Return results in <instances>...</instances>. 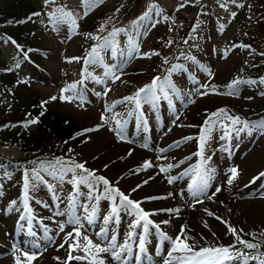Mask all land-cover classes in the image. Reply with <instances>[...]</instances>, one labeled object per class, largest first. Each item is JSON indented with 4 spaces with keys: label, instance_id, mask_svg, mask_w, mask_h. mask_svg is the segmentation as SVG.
I'll use <instances>...</instances> for the list:
<instances>
[{
    "label": "rangeland",
    "instance_id": "obj_1",
    "mask_svg": "<svg viewBox=\"0 0 264 264\" xmlns=\"http://www.w3.org/2000/svg\"><path fill=\"white\" fill-rule=\"evenodd\" d=\"M26 1L33 6L30 11L18 6L22 12L27 11L26 20L12 17L10 20L0 21V54L14 70L12 81L0 82V107L13 98L23 96L26 88H31L45 101H49L47 104L51 108L77 120L78 133L100 125L102 113L106 118L118 113L116 119L123 123L125 140H118L114 132L109 130L110 126H115V122L110 121V124H105L98 131L80 135L77 144L69 147L71 151L68 149L66 152L69 157L64 160L84 162L88 169L95 170L97 175L106 177L125 194H130L131 199L143 201L141 203L143 209L158 212L150 217L155 223L170 220L169 224H161V230L168 236L175 238L181 226L187 225L186 233L193 238L189 240L190 244L228 246L235 242L238 250L250 256L264 253V235H261L264 233V177L251 182L253 177L264 172V129L253 128L250 124L243 131H232L225 135L228 129L218 125L205 143L203 157L196 155L199 151L197 137L200 126L204 124L208 114L217 109L226 108L229 115L239 116L250 122L264 119V95H261L264 93V84L259 83L264 75L257 78L234 77L241 68L243 53L231 41V34L238 27L240 13L246 1L241 0L238 4L239 1L235 0V3L231 2L230 5L221 7L218 0H104L102 4L90 10L87 16H83L81 0H55V3H45V0ZM15 2L22 3L21 0H0V5L12 6ZM150 4H156L162 10V14L157 16L156 9H153V19L160 22L151 27L150 22L144 21L143 27L137 29L133 22L143 15ZM61 6H66V10L76 15L78 27L75 31H71L68 24L54 27L50 22L49 14ZM35 13L39 15H34ZM165 16L169 19H163ZM176 20H179V23ZM177 23L180 24L183 35L182 42L175 37L178 33ZM102 25L105 30L99 32L98 29ZM221 25L224 26L223 30ZM20 27L25 31L21 37L16 38V43L10 42L1 33L6 30L17 31ZM114 28L126 29L138 42L140 52L155 51L160 55L141 58L139 53H133V58L123 65L121 79L115 82L104 76L103 66L96 64L88 66L87 71L105 83H98L92 78L84 79L81 75L84 67L82 60L69 62V59L84 57L87 50L99 43L85 34L107 37ZM138 31L146 35H138ZM54 36L63 38L62 50L58 54L54 52L50 43ZM160 39L163 41L161 46L155 47ZM186 39L187 43H184ZM116 40L119 48L127 53L128 36L120 33ZM101 54L106 64H120L126 59L119 53L115 59L111 57L110 52ZM157 56L160 58L152 63ZM189 57H195V62ZM174 65L182 67L170 72ZM200 65L211 69L213 75L209 77ZM66 69L69 70L68 77H59V72ZM157 76L162 79L168 77L179 95L174 94L172 88H168L170 99L161 96L154 105L142 101L141 107L137 109L134 103H116L111 111H104L106 105L111 106L123 97L134 94L137 89L150 84ZM236 78L257 83H241L238 85V93L231 96L209 94L201 97L195 92L201 84H210L217 86V92L226 93L228 91L226 85ZM82 79L83 85L77 86V91H82L87 101L82 108L77 107L78 100L69 103L59 99L61 89ZM106 88L111 89L106 96L96 95L97 92L103 93ZM65 95L72 93L68 92ZM52 96H57L58 99L51 101ZM189 99L195 100V103H187ZM221 124L230 125V121L222 119ZM27 127H31V124ZM231 127L243 128V125ZM185 137L193 139L185 141ZM257 148L260 149L259 153L255 152ZM161 149L167 151L161 152ZM129 152L131 155H128ZM0 154L8 158H18L23 152L18 146L5 144L0 137ZM41 161L47 162L51 159L37 157L7 167L0 162V236H5L8 243L0 257H9V264H14L12 252L14 243L30 254L31 252L43 254L50 248L55 250L58 248L61 251L60 256L67 255L68 244L61 249L59 245L64 242L65 233L72 231L73 225L65 223L67 220L65 215L56 213L66 211L70 198H74V212L77 216L85 214L82 205H93L97 209L91 224L81 221L84 225L81 232L95 244H107L104 240L110 238L98 237L96 233L101 229L114 228L118 244L127 239V230L133 221V216L129 214L130 210L122 207L119 215L105 224L104 217L111 215L112 201L104 198L89 200L90 190L84 185L79 186L77 194V188L72 182V173L49 176L41 171L40 175L45 182H34L36 186L29 193L40 197L39 200L28 201L35 219L31 225L26 219L20 221L21 215L27 217L23 207L24 201L21 199L24 172L27 169L31 173L32 169L38 168ZM145 161H151L154 166L134 171ZM180 161L183 163H179ZM178 163L179 166L176 167ZM168 164L174 167L167 173H160L159 166L166 167ZM199 165H203L205 169H214L212 179L209 181L210 187L207 189L208 194L211 195L217 186L222 189L212 200L200 197L204 200L202 204L196 203L188 187L194 173L181 175L186 169ZM233 167L238 169V176L229 187L226 184L230 174L228 170ZM167 176L176 179L169 184ZM149 177L154 178L135 192L131 191ZM48 185H52L51 189ZM224 186L227 187L226 190ZM169 193L172 195L169 196ZM147 197L167 198L147 200ZM12 201H16V204L12 205ZM40 203L47 207H42L38 212L36 207ZM171 208H179L181 211L178 214L158 211ZM205 209L222 217L238 231L243 229L240 233L242 239L258 243L260 247L248 249L236 242L234 236L228 233L226 225L215 217L208 216ZM205 222L208 224L207 228L204 227ZM61 223H65L63 233L59 231ZM30 231L34 235L30 234ZM137 232L142 230L137 229ZM249 233L252 235H248ZM33 244L39 247L34 248ZM146 247L149 250L144 254L138 253L141 259L137 261L135 251L137 248L134 243L132 253L127 256L129 264H157L156 257L168 259L167 251L170 244L161 239L155 228H151L147 234ZM72 254L84 255L82 251H74ZM103 257L106 264H116L107 254H103ZM21 261L22 264H26L22 255ZM31 264H36V259ZM76 264H88V261L80 260L76 261ZM226 264L242 262L237 259ZM248 264H258V261L250 259Z\"/></svg>",
    "mask_w": 264,
    "mask_h": 264
},
{
    "label": "snow or ice",
    "instance_id": "obj_2",
    "mask_svg": "<svg viewBox=\"0 0 264 264\" xmlns=\"http://www.w3.org/2000/svg\"><path fill=\"white\" fill-rule=\"evenodd\" d=\"M104 0H81V5L84 8L83 16H87L89 11L93 8L97 7L98 5L102 4ZM235 3V0H232ZM45 3H55V0H45ZM184 5H181L183 7ZM243 6V5H239ZM221 7H226L225 4H222ZM153 9H156V15L159 16L162 14V10L158 8L156 4H150L148 9L143 13L141 17L137 19V21L133 22V25L139 29L143 27L144 21L150 22L151 27H155L157 23L160 21L153 19ZM119 11V9H117ZM34 15H39V13H35ZM235 15V13H233ZM83 18V17H80ZM50 22L53 24L54 27L60 24H68L71 31H75L78 27L77 24V17L73 14V12L66 10V6L58 7L54 12L49 14ZM163 19L167 20L169 17H163ZM107 23V22H106ZM221 30H223V25L220 26ZM104 26L102 25L98 31L103 32ZM195 31V29H193ZM120 33H124L128 36V49L127 53L123 49L119 48V44L116 40V36ZM138 35H146V33H137ZM87 37H90L93 40L99 41V43L93 45L90 50H87L86 55L84 57H72L69 59V62L72 61H81L83 62V69L81 72L82 77L84 79L92 78L95 79L98 83H105L104 80H101L99 77L92 76L91 73H88L87 69L90 65H101L105 68L104 76L110 79L112 82L121 79L123 74V65L128 62L131 58H133V53H139L141 58H150L151 55H160L159 52L153 51L152 53H142L140 52L139 44L136 39L131 35L128 34L127 30L124 28H114L112 32L109 33L107 37L101 36H92L91 34H85ZM187 43V40L184 41ZM171 44V41H169ZM247 47V46H244ZM102 52H110L111 57L115 59L117 54L121 57H126L123 59L120 64H106L104 60V56L101 54ZM226 55V53H225ZM264 55V53H262ZM192 61L195 62V57H189ZM167 62V59H165ZM180 65H174L172 69L169 71H175L177 68H180ZM201 69L207 72L209 77H211L212 71L209 68H205L204 65H200ZM119 73V74H118ZM84 79L74 82L71 84L66 85L65 88L61 89V95L59 99L63 102H73L78 100L79 103L77 107H83L84 104L87 102L85 100L84 94L82 91H77V86L83 85ZM241 83H257L256 81H242L239 78L233 79L226 85L228 91L226 93H219L217 92L216 85L210 84H201L200 87L195 89L196 94L200 95L201 97L207 96L209 94H224V95H235L238 93V85ZM259 83L264 84V78H261ZM168 88H172L174 94L179 95L178 90H176L170 83L168 77H164L163 79L159 76L154 77L150 84L145 85L137 91L130 95L123 97L120 101H116L113 105L109 106L106 105L104 111L108 112L111 111L112 108L115 107L116 103H134L136 108L139 109L141 107V102L154 105L157 101L160 100L161 96L165 99H170ZM111 91L110 88H106L103 93L97 92L96 95H107L108 92ZM71 92L72 95H65V93ZM264 95V93H261ZM57 96L50 97L51 101L57 100ZM49 101L42 102V107L44 104H47ZM187 103H195V100L189 99ZM186 106V105H185ZM174 107V105H173ZM43 115V112H41ZM119 114L113 115L111 118H106L105 115L102 113L101 115V124L97 125L95 128L84 129L83 132L77 133V135H83L92 131H98L101 127L105 124H110V121L115 122V126L109 127L110 131H113L114 134L117 136L118 140H125L124 134V126L123 123L116 119V116ZM216 118V119H214ZM177 119L179 117L177 116ZM222 119H226L230 121V125H222ZM39 122V117L33 118L27 121L24 124V127H27L29 124H36ZM243 125V128H233L231 126L235 125ZM252 125L253 128L259 127L260 129H264V119L258 122H250L246 119H242L239 116H232L229 115L228 110L226 108H220L216 111L208 114L207 119H205L204 124L200 126V132L197 137L198 139V146L199 151L196 155L203 157L204 155V146L207 142L211 132L217 127L221 125L228 129L225 135H229L232 131H243L245 128H248L249 125ZM193 137H185L184 140H190ZM87 142V141H84ZM178 144L179 142H175ZM172 147V146H169ZM71 151V149H69ZM161 152L167 151V149H161ZM131 155V152L128 153ZM35 163V162H34ZM179 163H183L180 161ZM179 163L175 165L176 167L179 166ZM151 161H145L140 168L135 169L134 171H140L142 169H147L153 167ZM107 165H105V168ZM174 165L168 164L166 167L159 166L160 173H167L172 169ZM79 170V172L77 171ZM41 171L45 172L49 176H56L60 174H73V184L77 188L81 185L87 186L89 191V200H99L101 198L109 199L112 201L111 206V215H106L104 217V222L107 224L113 217L119 215L121 208L130 210L129 214L133 216V221L129 225V231L126 234L127 239L123 243H116V237L113 236L111 238V242L107 244H95L87 235L81 232L83 228V223L81 221H86L87 223L91 224L95 218L97 209L93 205H82L84 209L83 216H77L74 212V198H70L68 201V207L65 212H58L57 215H65L67 217L66 224L73 225V229L71 232H67L64 235V242L59 245V248H64L65 244H68V256L65 260L61 261V264H69L70 261L76 260H87L88 264H106V260L103 257V254H107L111 257L116 264H129L127 260V256L132 253L133 244L135 243L136 248L138 249L139 254L146 253V237L147 234L150 232L151 228H155L163 241H168L170 244L169 250L167 251L168 259L164 260V264H226V262H231L233 260H241L242 264H248L250 259L258 261V264H264V253H257V255L250 256L245 254L244 252L237 249L236 243L234 242L232 245L223 246H199L197 243H189V240L193 238L188 236L186 233L187 225H182L180 230L178 231L175 238L168 236L167 233L161 230V224H169L170 220H164L160 223H155L151 216L158 214V212H148L141 207V203L143 201H136L130 198V194H125L121 191L118 187L115 186L114 182L110 181L104 176L97 175L95 170L88 169L85 166L84 162H76L74 159L65 161L63 157H56L54 160L51 161H41L38 168H34L31 170V173L26 169L23 175V201H24V211L27 213V217L25 215H21L19 217L20 221L27 220L29 225L32 224L33 219H35L32 215V210L29 206V193L30 190L34 189L36 184L34 182L44 183V178L40 175ZM229 175L227 178L226 183L228 185H232L233 181L238 176V169L233 167L229 170ZM192 175V182L188 186L191 192L192 197L196 200V203L202 204L204 203L203 199L200 197H205L208 200H212L213 197L221 192V187L217 186L215 190L212 192L211 195L208 194L207 189L210 187L209 181L212 179V174L214 173V169H205L203 165L196 166L195 168L186 169L184 173L181 175ZM264 177V172L259 173L256 177L252 178L251 182H255L256 180ZM154 177H149L148 179L144 180L142 184L137 185L136 188L132 189V192H135L140 187H143L144 184H147L149 180L153 179ZM169 184L173 183L176 177L167 176L166 177ZM118 183V181H117ZM101 185L103 186L101 188ZM51 189L52 185H48ZM93 193H98V195H93ZM172 193H169L171 196ZM183 195V194H181ZM167 197H147V200H154V199H165ZM12 205L16 204V201L11 202ZM39 203V201H38ZM223 203V202H221ZM47 207V205H45ZM91 208V211H89ZM158 211L168 212V213H176L178 214L181 209L179 208H171V209H161ZM208 216L215 217V219L219 220L221 223L225 224L228 233L233 235L235 241L239 244L244 245V247L248 249H258L260 245L258 243H251L242 239L240 233L243 232V229L237 230L236 227L228 224L226 220H224L220 216H216L215 213L209 211L208 209L204 210ZM19 222V221H18ZM65 223L59 224V231L65 232ZM204 227H208L207 222L204 223ZM137 229L142 230V232H137ZM30 234L34 235V233ZM98 237H103L105 235V230L101 229L100 232L96 233ZM215 235V233H213ZM252 235V234H248ZM264 235V233H261ZM204 239L203 237H201ZM71 241V243H69ZM32 247L38 248V245L33 244ZM74 251H82L84 253L83 256L80 255H73ZM12 252L14 255V264H22L21 255L24 257L26 264H31L32 261L37 259L38 255H41L42 252H31L22 250L18 244L12 245ZM16 253H20V255H16ZM179 255H176V254ZM136 256V260L139 261L141 259V255ZM54 259L60 261L59 257H54Z\"/></svg>",
    "mask_w": 264,
    "mask_h": 264
},
{
    "label": "trees",
    "instance_id": "obj_3",
    "mask_svg": "<svg viewBox=\"0 0 264 264\" xmlns=\"http://www.w3.org/2000/svg\"><path fill=\"white\" fill-rule=\"evenodd\" d=\"M21 1L22 3L15 2L12 6L0 5V21L10 20L12 17L26 20L27 14L25 13L27 11L22 12L18 6L28 11L33 6L26 0ZM245 1V8L241 10L238 27L231 34V41L243 53L241 68L234 76L239 78L264 74V55H262L264 53V0ZM218 2L220 6L222 4L227 6L231 0H218ZM176 22L179 23V20ZM24 31L25 29L20 27L17 31L6 30L1 33L3 35L11 34L18 38L23 35ZM177 31L175 37L179 42H182L183 35L180 24H178ZM161 41L162 39L155 44V47L161 46ZM159 58L160 56L154 57L152 63ZM13 77L14 70L0 54V82L12 81ZM44 101L34 89L26 88L23 96L13 98L1 105L0 137L5 144L18 146L23 152L18 158H8L6 155L0 154V162L5 164L4 167L37 157L51 160L56 157L68 158L66 152L69 147L77 144L80 138V135H77L79 131L77 120L66 113L58 112L48 104H44L42 107ZM36 117H39L38 123L31 124V127L22 125L23 122ZM13 123L15 126H12Z\"/></svg>",
    "mask_w": 264,
    "mask_h": 264
},
{
    "label": "bare ground",
    "instance_id": "obj_4",
    "mask_svg": "<svg viewBox=\"0 0 264 264\" xmlns=\"http://www.w3.org/2000/svg\"><path fill=\"white\" fill-rule=\"evenodd\" d=\"M211 32V30H210ZM213 34V33H212ZM216 35V34H215ZM63 40V38L61 36H54L52 42L50 41V43H52V49L54 50V52H56V54H58L59 52H61L62 50V45H61V41ZM59 56V55H58ZM59 77H68L69 75V70L66 69L65 71L63 72H59ZM58 79V78H57ZM52 80V79H51ZM187 147V146H185ZM260 149L257 148L255 150L256 153H259ZM227 184V183H226ZM227 186V185H226ZM226 186H224V190H226ZM230 187V185H229ZM225 192V191H224ZM229 192V191H228ZM224 194V193H223ZM30 196V199L31 200H39L40 197L38 196H34L32 194H29ZM23 199V197L21 198ZM46 201V200H45ZM46 203V202H45ZM45 204H38L37 207H36V211H40V209H42V207H44ZM21 208H19L20 210ZM47 221V219H46ZM86 228V227H85ZM87 229V228H86ZM105 230V235L103 236V238L105 237H110L108 240H104L106 243H109L111 242V238L113 236L116 237V240L118 238L116 232L114 231V228H108V229H104ZM129 231V228L127 230V233ZM44 242V241H43ZM116 242V241H115ZM7 242L5 241V236L3 237V235L0 236V254L4 253V250L7 248ZM151 247V246H150ZM61 249V248H60ZM146 250L148 251L149 248L146 247ZM137 253H136V256L138 254V249L135 250ZM61 251H59V249L57 248V250H55L54 248H50L48 250H46L42 255H39L38 258L36 259V264H61V261L65 260L68 256V254L66 255H63L60 256L61 254ZM54 257H59L60 258V261L54 259ZM62 258V260H61ZM157 259L155 261H157V264H164V260L163 258L159 259V257H156ZM9 261H10V258L9 257H0V264H9ZM69 264H76V261L72 260L69 262Z\"/></svg>",
    "mask_w": 264,
    "mask_h": 264
}]
</instances>
